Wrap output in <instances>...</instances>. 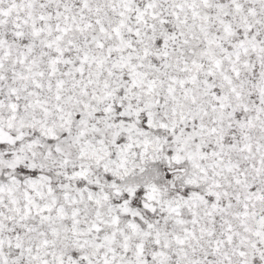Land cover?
<instances>
[{"label":"snow or ice","instance_id":"6c2138e0","mask_svg":"<svg viewBox=\"0 0 264 264\" xmlns=\"http://www.w3.org/2000/svg\"><path fill=\"white\" fill-rule=\"evenodd\" d=\"M0 264H264V0H0Z\"/></svg>","mask_w":264,"mask_h":264}]
</instances>
